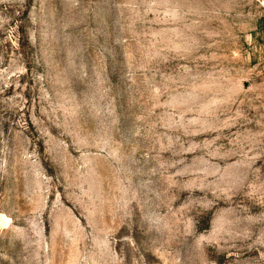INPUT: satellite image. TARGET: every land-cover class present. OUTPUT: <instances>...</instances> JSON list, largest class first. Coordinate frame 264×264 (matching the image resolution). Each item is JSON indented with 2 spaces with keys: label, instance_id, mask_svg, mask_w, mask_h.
Returning a JSON list of instances; mask_svg holds the SVG:
<instances>
[{
  "label": "rangeland",
  "instance_id": "obj_1",
  "mask_svg": "<svg viewBox=\"0 0 264 264\" xmlns=\"http://www.w3.org/2000/svg\"><path fill=\"white\" fill-rule=\"evenodd\" d=\"M0 264H264V0H0Z\"/></svg>",
  "mask_w": 264,
  "mask_h": 264
}]
</instances>
